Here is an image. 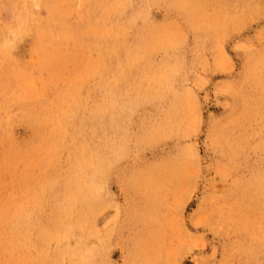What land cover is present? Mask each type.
Listing matches in <instances>:
<instances>
[{"label":"rangeland","instance_id":"rangeland-1","mask_svg":"<svg viewBox=\"0 0 264 264\" xmlns=\"http://www.w3.org/2000/svg\"><path fill=\"white\" fill-rule=\"evenodd\" d=\"M16 1L0 264H264V0Z\"/></svg>","mask_w":264,"mask_h":264},{"label":"bare ground","instance_id":"bare-ground-1","mask_svg":"<svg viewBox=\"0 0 264 264\" xmlns=\"http://www.w3.org/2000/svg\"><path fill=\"white\" fill-rule=\"evenodd\" d=\"M16 1V0H15ZM51 1V0H50ZM70 1V0H69ZM74 1V0H73ZM72 1V2H73ZM82 0H80L79 2H81ZM91 1H93V0H91ZM13 2V1H12ZM23 2H25L27 5H28V3L27 2H29V0H24ZM22 2V3H23ZM30 2H31V0H30ZM41 2V1H40ZM46 2V1H45ZM48 2V1H47ZM59 2H60V0H59ZM98 2V1H97ZM104 2V1H103ZM16 3H17V1H16ZM50 3V2H49ZM64 3H66L65 1H64ZM2 4V3H1ZM5 4V3H4ZM13 4V3H12ZM24 4V3H23ZM32 4H34V0H32ZM77 4V3H76ZM76 4H72L73 6H75ZM85 4H86V2H85ZM88 4V3H87ZM86 4V5H87ZM90 4V3H89ZM106 4V3H105ZM22 5V4H21ZM39 5V4H38ZM64 5V4H63ZM68 5V4H67ZM92 5V4H91ZM100 5V4H99ZM102 5V4H101ZM100 5V6H101ZM2 7H4L3 5H1ZM6 6V5H5ZM15 6V5H14ZM46 6V5H45ZM59 6V5H58ZM76 6H78V5H76ZM81 6V5H80ZM10 7V6H9ZM25 7V6H24ZM53 7V6H52ZM69 7V6H68ZM72 7V6H71ZM79 7V6H78ZM89 7V6H88ZM47 8V7H46ZM55 8V7H54ZM64 8V7H63ZM63 8H61V9H63ZM76 8V7H75ZM80 8V7H79ZM78 8V9H79ZM82 8V7H81ZM84 8V7H83ZM93 8V7H92ZM29 10V9H28ZM48 10V9H47ZM52 10V9H51ZM56 10V9H55ZM69 10H70V8H69ZM75 10V9H74ZM98 10V9H97ZM25 11V10H24ZM33 11V10H32ZM32 11H30V13L32 12ZM21 12V11H20ZM70 12V11H69ZM97 12V11H96ZM37 13H38V11H37ZM59 13V12H58ZM62 13H64V12H62ZM90 13H91V11H90ZM24 14H26V12L24 13ZM39 14V13H38ZM95 14H97V13H95ZM20 15V14H19ZM55 15V14H54ZM57 15V14H56ZM72 14L70 13V16H71ZM17 16V15H16ZM25 16V15H24ZM74 16V15H73ZM91 16V15H90ZM99 16V15H98ZM28 17V16H27ZM32 17H33V14H32ZM31 17V18H32ZM64 17H65V15H64ZM92 17V16H91ZM125 17V16H124ZM19 18V17H18ZM37 18V17H36ZM59 18V17H58ZM73 18V17H72ZM80 18V17H79ZM101 18V17H100ZM116 18H117V16H116ZM4 19V18H3ZM48 19V18H47ZM60 19H61V17H60ZM75 19H76V17H75ZM90 19V18H89ZM88 19V20H89ZM18 19H16V21H17ZM38 20V19H37ZM62 20V19H61ZM78 20V19H77ZM105 20V19H104ZM15 21V22H16ZM39 21H41V20H39ZM63 21V20H62ZM68 21H70V20H68ZM80 21H82V20H80ZM86 21V20H85ZM102 21V20H101ZM2 22V21H1ZM7 22V21H6ZM87 22V21H86ZM108 22V21H107ZM115 22V21H114ZM117 22V21H116ZM3 23V22H2ZM8 23V22H7ZM39 23H41V22H39ZM58 23V22H57ZM5 24V23H4ZM20 24V23H19ZM91 24H92V21H91ZM98 24V23H97ZM108 24V23H107ZM110 24V23H109ZM12 25V24H11ZM25 25V24H24ZM67 26V25H66ZM4 27H7V26H5L4 25ZM23 27V26H22ZM37 27V26H36ZM61 27V26H60ZM76 27H77V25H76ZM76 27L74 28V30L76 29ZM114 27V26H113ZM13 28H14V26H13ZM29 28V27H28ZM50 28V27H49ZM22 29H24V27L22 28ZM30 29V28H29ZM47 29V28H46ZM52 29V28H51ZM56 29V28H55ZM64 29V28H63ZM62 29V30H63ZM82 29H85V28H82ZM5 30V29H4ZM11 30H12V28H11ZM15 30V29H14ZM32 30V29H31ZM48 30V29H47ZM2 31V30H1ZM6 31V30H5ZM4 31V32H5ZM21 31V30H20ZM24 31V30H23ZM22 31V32H23ZM70 31V30H69ZM71 31H72V29H71ZM90 31V30H89ZM16 32V31H15ZM19 32V31H18ZM55 32H56V30H55ZM62 32V31H61ZM91 32V31H90ZM52 33V32H51ZM53 33H54V31H53ZM74 33V32H73ZM78 33V32H77ZM81 33V32H80ZM19 33H17V35H18ZM24 34V33H23ZM47 34V33H46ZM6 35V34H5ZM54 35V34H53ZM64 35V34H63ZM79 35V34H78ZM91 35V34H90ZM10 36V35H9ZM70 36V35H69ZM83 36V35H82ZM12 37H13V34H12ZM51 38H52V36H50ZM74 37V36H73ZM79 37V36H78ZM46 38V37H45ZM56 38V37H55ZM59 38V37H58ZM62 38V37H61ZM65 38V37H64ZM85 38V37H84ZM87 38V37H86ZM97 38H98V36H97ZM115 38V37H114ZM73 39V38H72ZM78 39V38H77ZM104 39V38H103ZM121 39H122V37H121ZM59 40V39H58ZM74 40V39H73ZM105 40V39H104ZM9 42V41H8ZM81 43H82V41H81ZM83 45V44H82ZM105 45V44H104ZM102 46V45H101ZM108 46V45H107ZM103 47V46H102ZM110 47V46H109ZM104 49V48H103ZM124 49V48H123ZM103 51V50H102ZM110 53H111V51H110ZM107 54V53H106ZM101 56V55H100ZM112 56V55H111ZM115 56V55H114ZM120 56V55H119ZM103 58V57H102ZM106 58H108V57H106ZM121 58V57H120ZM115 60V59H114ZM85 63H86V61H85ZM112 68V67H111ZM115 69V68H114ZM108 72V71H107ZM115 73H116V71H115ZM118 73V72H117ZM116 73V74H117ZM4 74V73H3ZM104 74V73H103ZM108 74V73H107ZM113 74V73H112ZM105 75V74H104ZM114 75V74H113ZM118 75H119V73H118ZM4 76V75H3ZM99 76V75H98ZM120 77V76H119ZM108 78V77H107ZM102 81H103V79H102ZM112 81V80H111ZM113 82V81H112ZM124 82V81H123ZM126 82V81H125ZM103 83V82H102ZM120 83V82H119ZM101 85V84H100ZM99 85V86H100ZM126 85V84H125ZM111 91H114V89H115V87L114 86H112L111 88H109ZM108 89V87H107V91L109 90ZM121 90V89H120ZM122 90H123V88H122ZM98 91H99V89H98ZM117 91H118V89H117ZM115 92V91H114ZM117 93H119V91L117 92ZM100 94V93H99ZM106 94V93H105ZM125 94V93H124ZM117 96H118V94H117ZM100 97V96H99ZM108 97V96H107ZM106 97V98H107ZM105 98V99H106ZM111 99V98H110ZM109 101H111V100H109ZM121 103V102H120ZM123 103V102H122ZM99 104H100V102H99ZM129 105V104H128ZM120 106H121V109H123L124 108V105L123 104H120ZM117 107V103L116 102H113V101H111V102H108V101H102V107H101V111L103 112V113H105L106 111H108L109 109H115ZM120 109V110H121ZM117 111V110H116ZM108 115V114H107ZM125 115V114H124ZM100 153V152H99ZM105 161H106V157H105V155L103 154V153H100V162L103 164H105ZM107 162H109V160L107 161ZM4 211H5V214H3V215H0V242L1 243H3V245H4V247H6L7 248V253H8V255L10 256L8 259L9 260H13L12 258H15V256H16V246H17V243H18V218H16V219H10L8 216L10 215V214H12V213H17L16 211H6L5 209H4ZM68 211H69V209H68ZM13 215H15V214H13ZM70 214H65V216H69ZM10 253V254H9ZM12 257V258H11ZM64 258L62 257V260H63ZM64 261V260H63Z\"/></svg>","mask_w":264,"mask_h":264}]
</instances>
